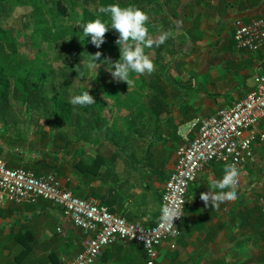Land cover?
Returning a JSON list of instances; mask_svg holds the SVG:
<instances>
[{
    "label": "crops",
    "instance_id": "obj_1",
    "mask_svg": "<svg viewBox=\"0 0 264 264\" xmlns=\"http://www.w3.org/2000/svg\"><path fill=\"white\" fill-rule=\"evenodd\" d=\"M180 2L176 22L183 49L175 59L180 94L166 100L168 110L159 120L148 114L146 125L130 117L134 121L126 129L118 116L109 121L94 115L86 117L92 120V131H79L85 119L81 117L71 118L65 131L56 125L55 117L16 116L9 101L0 102V155L6 165L38 175L54 173L73 195L96 197L128 221L155 224L161 215V190L182 142L179 125L232 106L254 87L258 71L264 70V51L238 49L232 26L236 18L249 22L263 16L264 0ZM143 124L149 134L157 127L155 134L161 138L154 136L147 158L140 156L144 144L139 148L136 140ZM257 128L264 132V119ZM126 135L130 159L118 149ZM252 146L253 161L240 171L237 201L215 210L200 199L210 190L212 179L222 178L225 163H210L199 173L187 191L175 247L163 242L155 264H264V218L258 204L264 192V140L257 139ZM61 217V207L44 199L0 205V264H62L79 253L81 231ZM59 226L61 233L56 231ZM94 264H146L144 249L138 243L116 242L104 248Z\"/></svg>",
    "mask_w": 264,
    "mask_h": 264
},
{
    "label": "built area",
    "instance_id": "obj_2",
    "mask_svg": "<svg viewBox=\"0 0 264 264\" xmlns=\"http://www.w3.org/2000/svg\"><path fill=\"white\" fill-rule=\"evenodd\" d=\"M233 40L240 50L264 51V15L244 22L233 20ZM264 119V70L254 76V87L232 106L221 107L206 117H193L178 127L182 142L175 150V164L161 190V204L179 201L183 208L187 191L205 166L210 163L236 164L239 171L253 161V143L264 140L257 126ZM39 199L62 209V221L80 229L82 250L62 264H94L104 248L116 242L138 243L145 253L146 264H155L158 247L169 242L174 248L177 238L159 226L140 225L116 215L93 196L77 197L64 189L54 173L36 176L33 171L10 168L0 155V205L35 204ZM264 218V192L258 197ZM182 217L174 221L180 231ZM56 231L61 233V227Z\"/></svg>",
    "mask_w": 264,
    "mask_h": 264
},
{
    "label": "rangeland",
    "instance_id": "obj_3",
    "mask_svg": "<svg viewBox=\"0 0 264 264\" xmlns=\"http://www.w3.org/2000/svg\"><path fill=\"white\" fill-rule=\"evenodd\" d=\"M66 8L67 14L57 15L55 3L52 0H38L43 9L41 15L42 26H51L52 30L65 28L68 26L75 27L78 32L74 36H65L56 41H46L41 34H33L34 20L31 13V6H18L15 0H0V25L7 30V43L13 40L15 45V58H32L38 56L43 62L47 72L39 86L29 90L27 95L31 104L26 105L21 99H14V95H10L9 102L12 112L17 116H45L51 117L50 109L53 107V102L49 101L52 95H58L60 98L69 101L70 96L82 94L84 91H89L96 101V104L81 107L73 106V121L79 115L82 119L88 116L98 115L102 118L111 121L120 117L126 123V129L134 120L129 118L134 117L139 119V123L146 121V116L149 114V100L152 96L151 84H149L148 74H144V80L139 79L140 75L133 74L135 84L129 88L125 82H117L107 71V65L103 64L105 58L110 57L113 61L119 60L118 55H114L105 43L97 48L91 43V37L83 38L82 27L80 20L82 18V10L88 8L96 12L99 5L97 0H58ZM123 5L134 4L147 12L151 18V34L153 38H157L162 31L171 30L174 33L172 38H169L164 44L153 46L146 49V53L156 64V73L164 75L161 80V85L166 89L164 97L168 101H172L174 97L171 91L175 90L178 79V69L176 67V57L182 52V40L178 39V22L175 21V28L166 29L159 15L165 13L166 6L164 0H117ZM166 7V8H165ZM170 18L169 16H167ZM174 22V21H173ZM174 24V23H173ZM111 30V28H109ZM118 39V38H117ZM6 43V45H7ZM10 50L6 47V53ZM101 52V59L96 61L101 64L97 71L87 73L86 77L80 78L75 68L82 61H87L89 54L94 55L96 52ZM178 61V60H177ZM81 71H86L83 64L80 65ZM165 71V72H161ZM151 79V78H150ZM30 81H36V78L31 77ZM32 88L29 82V89ZM13 93V92H12ZM180 94V93H179ZM22 96V95H21ZM44 98V99H43ZM177 100V99H176ZM125 101L129 106L131 102H137L132 108L125 110L120 107V103ZM37 103V104H35ZM174 103H172L173 105ZM2 105V103H0ZM85 108V109H83ZM141 110L139 112L138 110ZM110 118V119H109ZM50 119V118H49ZM83 119L81 124L83 128H89L92 131V120ZM108 121V122H109ZM146 125L149 124L146 121ZM138 123V124H139ZM135 123L134 125H138ZM60 128L65 131L68 127L65 124H60ZM142 132L147 134L149 139V128H141ZM85 132L87 130L85 129ZM131 146L130 148H132ZM166 147V146H165ZM166 152V150H165ZM169 153V151H167ZM170 155V153H169ZM167 164V163H166ZM167 165H165L166 167Z\"/></svg>",
    "mask_w": 264,
    "mask_h": 264
},
{
    "label": "clouds",
    "instance_id": "obj_4",
    "mask_svg": "<svg viewBox=\"0 0 264 264\" xmlns=\"http://www.w3.org/2000/svg\"><path fill=\"white\" fill-rule=\"evenodd\" d=\"M97 11L100 15L82 25L83 31L80 39L91 37V43L100 48L105 43V36L109 28L119 33V38L116 40L120 49L119 60L113 61L107 57L102 62L107 65V71L114 80L125 82L131 88L135 84L133 74L150 75L154 73L156 64L145 50L164 44L174 36V33L171 30L162 31L154 39L151 34L150 15L134 4L101 5ZM101 56L102 53L98 51L94 55L89 54L87 61L81 60L75 68L78 76L84 78L87 73L99 70L101 64L96 61L100 60ZM81 64L86 71L80 70ZM69 103L73 106L85 107L96 104V101L89 91H84L82 94L70 96ZM240 175L236 164H225L222 178L212 179L209 185L210 190L200 194V199L205 203V206L218 210L223 203L237 201ZM160 211L159 226L170 230V234L173 236L179 235L180 231L174 221L184 216L180 202L168 201L162 205Z\"/></svg>",
    "mask_w": 264,
    "mask_h": 264
},
{
    "label": "trees",
    "instance_id": "obj_5",
    "mask_svg": "<svg viewBox=\"0 0 264 264\" xmlns=\"http://www.w3.org/2000/svg\"><path fill=\"white\" fill-rule=\"evenodd\" d=\"M55 3V7L57 10V15H63L65 16L67 14L66 8L61 4L58 0H52ZM152 1V0H148ZM163 3L166 7L165 13H161L159 15L160 20L166 24V28H171V26H174L173 21H177L179 18V6H180V0H164ZM16 4L18 6L24 7V6H31L32 10L31 13L33 15L34 20V30L33 34H41L42 38L46 41H56L59 40L67 35L74 36L75 33L78 32V30L75 27H65V28H58L56 30H52L51 26H42V19L41 15L43 13V9L41 5L39 4L38 0H15ZM98 5H108L112 3H119L122 6V3H120L117 0H97ZM132 4V3H131ZM97 15H100L98 11L94 12L91 11L88 8H84L82 10V18L80 20L81 27L82 25L86 24L87 22L93 20L96 18ZM169 16L170 18H168ZM106 19V17H105ZM7 33L8 31L3 29L0 25V102H8L10 95H14V99H21L23 103H26V105H29L32 103V101L29 100L27 95L30 93L29 90L35 89L39 86L41 80L46 77L47 70L45 66L43 65V62L40 60L38 56L32 57V58H15V45L13 40H10L7 43ZM106 43L108 45L109 50L112 54L118 55L120 57V49L119 46L116 44L117 38H119V33L116 32L114 29H109V31L106 33ZM7 43V45H6ZM6 47L10 50L6 53ZM17 56V55H16ZM165 72V71H161ZM149 76V84H151V93L152 96L149 100V114L150 116H155L159 120L160 114L162 112L168 110L166 108V99L164 97V93L167 92L165 88L162 87L161 80L164 78V75L160 73V75L156 72L152 74H148ZM31 77L36 78V81H30ZM151 78V79H150ZM139 79L141 81L144 80L145 82V76L140 75ZM29 82H31L32 88L29 89ZM177 85H175L176 89L171 91L172 96H178L179 83L176 82ZM13 92V93H12ZM22 95V96H21ZM44 99V98H43ZM49 101L53 102V107L50 109L51 116L56 118V125L59 126L60 124L67 125L72 118L73 115V106L69 103V101L60 98L58 95H52L49 98ZM133 103V104H132ZM37 104V103H35ZM136 105L137 102H131L130 105ZM129 105V106H130ZM125 101H122L120 103V107L122 109H129V107ZM185 106V105H184ZM186 107V106H185ZM85 109V108H83ZM186 110V109H185ZM141 112V110H138ZM170 111H167V113ZM98 115L96 114V117ZM75 118L79 119V115H77ZM190 120V119H189ZM157 121V120H155ZM77 123L79 121L77 120ZM143 127L145 125L143 124ZM157 127H155L156 131ZM155 131L152 132L149 136V139H147V134L145 132L138 133V139L137 143L139 142L137 146H141V144H144V153L143 155H140L143 158H146L149 156V152H151V149L153 148V139L154 136L156 137V140H161L160 136L155 134ZM129 132V131H128ZM129 136H125L123 139V142L121 146L118 147L119 150H123L124 155L130 159V156L132 155L127 152L126 147L129 145ZM146 152V153H145ZM128 159V160H129ZM150 159L147 160L149 162ZM36 176H39L38 173L34 172ZM156 223V222H155Z\"/></svg>",
    "mask_w": 264,
    "mask_h": 264
}]
</instances>
